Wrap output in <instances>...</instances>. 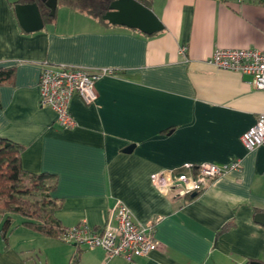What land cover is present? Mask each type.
Masks as SVG:
<instances>
[{
	"label": "crops",
	"instance_id": "1",
	"mask_svg": "<svg viewBox=\"0 0 264 264\" xmlns=\"http://www.w3.org/2000/svg\"><path fill=\"white\" fill-rule=\"evenodd\" d=\"M11 2L0 0V67L15 68L14 81L0 85V136L24 147L26 171L49 174L60 227L86 223L100 232L123 202L137 222L154 223L159 246L134 260L108 259L100 247L3 213L0 264H264V224L256 220L264 213V146L248 150L242 141L264 111V91L250 75L207 62L219 47L264 50V0H152L165 28L151 35L59 1L53 20L26 32ZM44 61L115 71L96 81L94 103L73 96L72 128L40 103ZM234 160L239 169L196 196L163 193L151 180L187 162Z\"/></svg>",
	"mask_w": 264,
	"mask_h": 264
},
{
	"label": "built area",
	"instance_id": "2",
	"mask_svg": "<svg viewBox=\"0 0 264 264\" xmlns=\"http://www.w3.org/2000/svg\"><path fill=\"white\" fill-rule=\"evenodd\" d=\"M186 49L187 46H182L180 53H184ZM207 62L217 68L250 75L249 82L264 91V50L256 47H219L208 57ZM114 72L111 68L91 70L80 65L44 61L41 63L39 77L40 103L56 112V121L61 127L72 128L77 124L70 110L73 96L79 95L86 104L94 103L98 98L96 81ZM242 141L248 150L264 146V111L256 123L243 133ZM239 167V160L228 163L187 162L178 168L154 172L151 180L163 193L191 196L204 191L212 180ZM154 232V223L137 222L130 208L119 202L111 211L102 231L97 232L86 223H81L62 227L58 237L89 248L100 247L108 259L121 256L134 260L158 248L159 242Z\"/></svg>",
	"mask_w": 264,
	"mask_h": 264
},
{
	"label": "trees",
	"instance_id": "3",
	"mask_svg": "<svg viewBox=\"0 0 264 264\" xmlns=\"http://www.w3.org/2000/svg\"><path fill=\"white\" fill-rule=\"evenodd\" d=\"M58 1L59 4L87 12L105 24L109 23L103 16L110 10L112 0ZM137 1L148 7L152 3V0ZM16 3H38L45 23L55 18V15H50L51 10L43 0H12L11 2L12 5ZM14 78V67H0V85L11 83ZM23 148L22 145L0 136V215L5 212L20 214L27 219L24 221L27 227L43 234L58 236L62 227L53 214L57 206L51 195L54 185L49 183L45 191L37 192L49 179V174L26 171L21 164ZM32 190H36L35 193L40 196V201L30 200V196L33 195ZM11 222L12 217L8 216L7 227ZM6 229L3 230L4 233Z\"/></svg>",
	"mask_w": 264,
	"mask_h": 264
},
{
	"label": "water",
	"instance_id": "4",
	"mask_svg": "<svg viewBox=\"0 0 264 264\" xmlns=\"http://www.w3.org/2000/svg\"><path fill=\"white\" fill-rule=\"evenodd\" d=\"M43 1L50 8V15L54 16L58 7V0ZM15 12L24 31L34 32L45 27V21L38 3H16ZM103 18L111 24L139 29L149 35L165 28L153 9L137 0H112L110 10L104 14ZM196 195L197 193H193L191 196ZM256 220L264 224V213L257 214ZM249 264L261 263L254 260Z\"/></svg>",
	"mask_w": 264,
	"mask_h": 264
},
{
	"label": "rangeland",
	"instance_id": "5",
	"mask_svg": "<svg viewBox=\"0 0 264 264\" xmlns=\"http://www.w3.org/2000/svg\"><path fill=\"white\" fill-rule=\"evenodd\" d=\"M49 181L47 180L46 183L44 184V186H41L39 190H37V192H40V191H45V189H47V185H49ZM33 191V190H32ZM36 190L33 191V195L30 196V200L31 201H40L41 198L39 195H36ZM40 194V193H39ZM3 205V204H2ZM5 213H9V212H5Z\"/></svg>",
	"mask_w": 264,
	"mask_h": 264
}]
</instances>
